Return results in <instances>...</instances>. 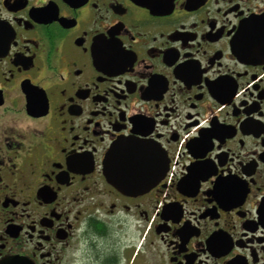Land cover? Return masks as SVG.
<instances>
[{
	"label": "flooded vegetation",
	"instance_id": "flooded-vegetation-1",
	"mask_svg": "<svg viewBox=\"0 0 264 264\" xmlns=\"http://www.w3.org/2000/svg\"><path fill=\"white\" fill-rule=\"evenodd\" d=\"M0 264H264V0H0Z\"/></svg>",
	"mask_w": 264,
	"mask_h": 264
},
{
	"label": "water",
	"instance_id": "water-1",
	"mask_svg": "<svg viewBox=\"0 0 264 264\" xmlns=\"http://www.w3.org/2000/svg\"><path fill=\"white\" fill-rule=\"evenodd\" d=\"M141 144L139 143H132V142H120L110 153V155L107 158L106 165L107 169L110 171L111 174H114V171L117 172H123L126 169V167H118L116 164L121 163L125 164L130 161L131 158H134V154H126L124 153V150H128L131 148H140ZM138 156V155H136ZM135 159V158H134ZM127 186V185H126ZM125 186V187H126Z\"/></svg>",
	"mask_w": 264,
	"mask_h": 264
}]
</instances>
